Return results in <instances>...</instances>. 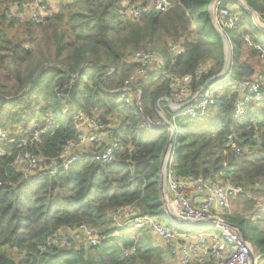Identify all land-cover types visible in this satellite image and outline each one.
Returning a JSON list of instances; mask_svg holds the SVG:
<instances>
[{
    "label": "trees",
    "instance_id": "16d2710c",
    "mask_svg": "<svg viewBox=\"0 0 264 264\" xmlns=\"http://www.w3.org/2000/svg\"><path fill=\"white\" fill-rule=\"evenodd\" d=\"M134 1L142 7L151 0ZM211 1L173 0L166 13L124 19L121 0H58L54 17L33 24L7 18V2L0 0V128L14 136L37 116L51 112L55 129L32 148L38 165L44 167L76 138L73 117L62 111L68 107L99 119L103 132L119 146L120 162L95 164L87 159L55 177L23 178L12 166L13 155L0 159V264H153V259L162 263L166 251L143 237L137 238L136 254L124 257L122 251L134 241L122 229L121 237L100 246L61 247L52 241L58 232L82 224L107 236L114 232L110 213L125 207L162 220L159 175L165 156L175 177H203L243 188L245 195L237 200L243 204L242 214L236 219L228 216L227 222L241 231L256 255L264 256V208L255 206L264 196V100L234 118L237 94L225 88L204 117L189 120L173 118L175 113L159 101L172 98L169 83L150 73L137 79L130 92L123 91L124 81L136 69L131 56L138 50L158 53L175 76L192 75L210 65L207 76L194 79L193 89L221 72L224 47L209 17ZM243 1L264 20V0ZM219 8L240 17L233 30L225 31L229 41L228 33L243 44L244 33L264 48V31L242 5L223 0ZM171 43L183 49L174 59L169 56ZM263 73L264 65L256 68L232 52L230 79H254ZM61 76L65 77L60 90L75 85L70 102L56 94ZM135 89L141 90L138 108L125 102ZM157 100L176 128L170 144L168 127L150 133L140 120L139 110L153 124L162 121L155 109Z\"/></svg>",
    "mask_w": 264,
    "mask_h": 264
},
{
    "label": "built area",
    "instance_id": "2783aa9c",
    "mask_svg": "<svg viewBox=\"0 0 264 264\" xmlns=\"http://www.w3.org/2000/svg\"><path fill=\"white\" fill-rule=\"evenodd\" d=\"M173 0H151L146 6H139L134 0H121L120 13L124 19H139L145 14L166 13L172 6ZM223 0H214L212 14L218 30L222 32L229 42L225 31L233 30L239 22V15L231 14L227 9L219 8ZM6 16L20 22L40 24L54 17L59 11L58 0H6ZM259 18V17H258ZM258 29H264V20L259 18L254 21ZM244 46L258 54L259 60L264 65V48L254 43L248 35H241ZM183 52L178 43L169 44V56L175 58ZM232 53V49H231ZM158 53L147 50L135 51L131 56V62L136 69L124 81L123 91L130 92L134 82L147 74H152L155 79L169 83L172 90V98L161 97L166 107L174 112L173 118H188L195 120L206 115L208 110L215 105L216 96L225 88L237 94L235 100L234 118H239L249 113L252 106L260 104L264 100V73L254 79H230V65L224 73H219L208 78L196 89L192 88L194 79L202 80L209 74L210 65H202L192 75L175 76L170 74L165 67V61L161 60ZM141 90L135 89L125 102L130 106H140ZM65 115L73 117V126L76 138L67 141L57 159H52L48 165L40 167L39 159L32 151L33 147L41 143L47 134L53 132L56 127L55 117L51 112L37 116L27 128L18 129L14 136L0 128V159L13 155L12 166L17 169L23 178H35L40 174L55 177L66 173L75 162L87 159L95 164L120 165L116 152L119 146L112 141L110 136L105 138L102 134L103 126L99 119L85 112L72 111L68 107L63 108ZM142 125L150 133L156 129L168 127L175 138L176 128L173 121L166 119L161 110L159 115L162 121L155 124L139 110ZM174 138L173 141L174 142ZM10 149V150H9ZM14 152H16L14 156ZM163 172L164 195L161 212L173 223L182 225H195L210 223L217 230L213 232H201L191 234L173 229L164 224L162 220L150 215L136 213L133 207L117 209L110 213L111 228L113 233L101 236L86 224L80 225L72 231H60L54 237L52 244L69 246L65 237L81 235L86 240L85 246H100L111 239L121 237L122 228L145 230L149 235L162 242L168 256L175 257V264H258L262 256L255 255L250 242L243 240L236 228L230 226L227 217L232 214V209L240 196L245 192L240 186L223 185L203 177L178 178L166 166ZM261 197L258 208H264ZM77 238V237H74ZM133 245L122 251L124 257L136 254L137 238L129 237Z\"/></svg>",
    "mask_w": 264,
    "mask_h": 264
},
{
    "label": "rangeland",
    "instance_id": "374dc122",
    "mask_svg": "<svg viewBox=\"0 0 264 264\" xmlns=\"http://www.w3.org/2000/svg\"><path fill=\"white\" fill-rule=\"evenodd\" d=\"M237 3L242 5L241 1H237ZM261 30L264 31V29H261ZM228 34H229V38L231 41V48H232L233 56L240 57L244 62L252 64L256 68L263 67V63L258 59V57L256 55H252L250 48L244 46L243 44L238 43L235 40V36L231 35L230 33ZM262 39L264 40V36L262 37ZM161 60L163 62L165 61L163 57L161 58ZM66 105L70 106L72 109L75 108L73 104H66L65 102H62V106H66ZM259 199H261V197ZM259 199L255 205L256 207H258ZM262 202H264V198L262 199ZM243 209H244L243 204L240 202H237L232 209L231 216L233 217L236 216L234 217V219L239 218L237 215H241ZM248 216L249 214L245 215L246 218ZM162 221L164 222V224L171 226L173 229L180 230L183 232H188L191 234H196V233H201V232H213L216 234L218 233L217 230L214 228V226L210 223L195 224V225H182V224L180 225V224L173 223L168 217H164ZM262 226L264 227V223L262 224ZM121 232L124 236L128 235L129 237L132 236L133 238H138V239L141 237H143V239L146 238V240L150 243V245L152 246L154 245V247H157L159 249H160V245L162 244L160 240L155 239L154 237L149 235L145 230L132 229L130 231V229L122 228ZM74 237H77V238H74ZM74 237H71V239H68L67 237H65L69 245L72 243L73 245L77 247H81L83 244L86 243V240L83 239L81 235H77ZM62 245H65V244L64 243L60 244L61 247H63ZM161 246H162L161 249L163 251H166L164 246L163 245ZM166 255H167V251H166ZM152 261H154L153 264H175L176 260L174 256H168L167 258H164L162 263L155 262L156 261L155 259H153ZM258 264H264V256L261 257V259L258 261Z\"/></svg>",
    "mask_w": 264,
    "mask_h": 264
},
{
    "label": "water",
    "instance_id": "95a60500",
    "mask_svg": "<svg viewBox=\"0 0 264 264\" xmlns=\"http://www.w3.org/2000/svg\"><path fill=\"white\" fill-rule=\"evenodd\" d=\"M237 1H241L243 8L248 11V13L252 16V18H253V20L255 22H258L259 21V18L257 16V14L243 0H237ZM213 4H214V0L211 1L210 5L208 7V13H209V17H210V20H211V23H212L213 27L218 32L220 38L223 41V47H224V66H223V69H222V73H224L226 71V69L229 67L230 63H231L232 53H231V49H230L229 42H228L227 38L225 37V35L222 32H220L218 30V27L215 24L214 16L212 14V9H211L212 6H213ZM45 68L46 67H43L39 72H41ZM78 76H79V73H77V75L74 76L73 79H76ZM64 77L65 76H61V77H59L56 80V83H55L56 94L59 95L61 99L70 102V101L73 100V98L76 95V88H75V85L73 83L68 88H66L64 90H60L59 89V82ZM220 77H221L220 74L216 75L215 76V80H217ZM25 91H23L22 94H24ZM155 109L157 110V112H160L161 111L160 110V107H159L158 100L155 102ZM173 138H174V134L172 133L170 135L169 144L173 141ZM164 168H165V160L162 163V167H161V171H160V175H159V177H160V183H161V188H162V194L164 192V188H163V172H164ZM230 226H232L233 228H236L235 226H233L231 224H230ZM237 231L241 234L242 239L247 241L246 237L241 233V231L239 229H237Z\"/></svg>",
    "mask_w": 264,
    "mask_h": 264
},
{
    "label": "crops",
    "instance_id": "0c3cea01",
    "mask_svg": "<svg viewBox=\"0 0 264 264\" xmlns=\"http://www.w3.org/2000/svg\"><path fill=\"white\" fill-rule=\"evenodd\" d=\"M234 10H236V9L234 8ZM102 136H103V137L105 136V138H107V137L109 136V134H108L107 132H105V133L102 134ZM163 195H164V192H163ZM162 197H163V196H162ZM162 200H163V198H162ZM161 245H162V244H161ZM161 245H160V248L162 247ZM153 246H154V245H153ZM164 258H167L166 255H165Z\"/></svg>",
    "mask_w": 264,
    "mask_h": 264
}]
</instances>
